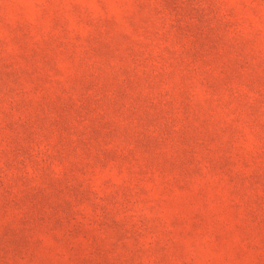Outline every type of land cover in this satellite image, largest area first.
I'll return each mask as SVG.
<instances>
[{"label": "rangeland", "instance_id": "1", "mask_svg": "<svg viewBox=\"0 0 264 264\" xmlns=\"http://www.w3.org/2000/svg\"><path fill=\"white\" fill-rule=\"evenodd\" d=\"M0 264H264V0H0Z\"/></svg>", "mask_w": 264, "mask_h": 264}]
</instances>
